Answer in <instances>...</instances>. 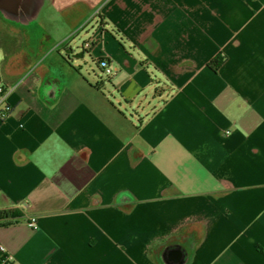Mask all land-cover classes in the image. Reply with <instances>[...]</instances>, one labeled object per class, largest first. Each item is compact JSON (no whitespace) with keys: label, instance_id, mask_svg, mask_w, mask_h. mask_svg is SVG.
<instances>
[{"label":"crops","instance_id":"1","mask_svg":"<svg viewBox=\"0 0 264 264\" xmlns=\"http://www.w3.org/2000/svg\"><path fill=\"white\" fill-rule=\"evenodd\" d=\"M42 2L26 25L0 12L7 253L18 264H168L174 251L182 264H264V0ZM81 39L111 65L110 86L73 72ZM141 63L171 86L151 111H136L151 81Z\"/></svg>","mask_w":264,"mask_h":264},{"label":"rangeland","instance_id":"2","mask_svg":"<svg viewBox=\"0 0 264 264\" xmlns=\"http://www.w3.org/2000/svg\"><path fill=\"white\" fill-rule=\"evenodd\" d=\"M94 21V20H92ZM91 21V22H92ZM97 20H95L96 22ZM93 22V24L90 26L91 29L97 28L98 26ZM38 24V23H37ZM36 26V25H33ZM112 35L117 39V41L122 45L121 47L125 51L124 55L126 58H128L130 61L136 60L138 61V54L136 53L135 49L131 50L129 48H125V43L123 42V38L118 36L116 32H112ZM83 37V35L81 36ZM84 39V38H83ZM83 39L79 40L77 49L75 50L74 54L78 57V59L73 58L74 62L78 61L77 63V70L74 69L73 72L79 71V73L85 77V78H99L106 82L107 86H110L111 80L113 77H106L104 72L99 68V61L96 57V55H92V47L90 46L89 50H85L83 48V45L85 42ZM84 41V42H83ZM99 55V54H97ZM81 56H83L81 58ZM119 60L117 61V65L119 64ZM142 67L144 68V72L149 74V78L151 79L144 82L145 88L144 91L141 93L140 98L136 101V111L140 108L141 111H151V109H154L155 107H158V97L168 95L171 87L170 84L166 81V79H163L161 77L157 78L158 75L156 74L155 70L149 69L146 64L141 63ZM156 76V79H152L153 76ZM115 76V75H113ZM161 81V82H160ZM117 85V84H116ZM108 93V92H107ZM109 95V94H108ZM157 95V97H156ZM116 105V109L122 110V112H125V106L121 108V106L118 104V102H114ZM149 105H152L153 108H151ZM150 107V108H149ZM129 117H135L136 115L132 112H128Z\"/></svg>","mask_w":264,"mask_h":264},{"label":"water","instance_id":"3","mask_svg":"<svg viewBox=\"0 0 264 264\" xmlns=\"http://www.w3.org/2000/svg\"><path fill=\"white\" fill-rule=\"evenodd\" d=\"M42 8V0H0V12L4 18L8 21H16L20 25L36 21ZM183 258L182 252L174 251L166 261L171 264H182Z\"/></svg>","mask_w":264,"mask_h":264},{"label":"built area","instance_id":"4","mask_svg":"<svg viewBox=\"0 0 264 264\" xmlns=\"http://www.w3.org/2000/svg\"><path fill=\"white\" fill-rule=\"evenodd\" d=\"M85 50H89L90 46L89 45H85L84 47ZM100 69L104 72V74L106 75V77H111L113 75L112 69H111V65L108 64L106 61H102L100 63ZM8 94L1 89L0 90V109L1 107L4 105L6 99H7ZM4 118V116H3ZM30 228L33 230H38L39 226H38V221L36 219H31L30 222ZM0 264H18L15 260L14 257L10 256L7 253L6 248L0 244Z\"/></svg>","mask_w":264,"mask_h":264},{"label":"trees","instance_id":"5","mask_svg":"<svg viewBox=\"0 0 264 264\" xmlns=\"http://www.w3.org/2000/svg\"><path fill=\"white\" fill-rule=\"evenodd\" d=\"M108 64L109 62L106 61ZM224 60L219 57L217 59H215L211 64H210V68L214 71V72H218V70L220 69V67L223 65ZM99 68H100V63H99ZM97 90H99V88L97 87Z\"/></svg>","mask_w":264,"mask_h":264},{"label":"flooded vegetation","instance_id":"6","mask_svg":"<svg viewBox=\"0 0 264 264\" xmlns=\"http://www.w3.org/2000/svg\"><path fill=\"white\" fill-rule=\"evenodd\" d=\"M72 56H73V55H72L71 53H67V54H66V57H67V58H68V57L71 58ZM171 253H172V252H171ZM171 253L168 254V256H167L168 258L170 257ZM168 264H171V263L168 262Z\"/></svg>","mask_w":264,"mask_h":264}]
</instances>
